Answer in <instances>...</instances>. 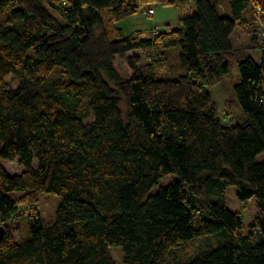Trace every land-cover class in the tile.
Returning a JSON list of instances; mask_svg holds the SVG:
<instances>
[{"label": "trees", "instance_id": "1", "mask_svg": "<svg viewBox=\"0 0 264 264\" xmlns=\"http://www.w3.org/2000/svg\"><path fill=\"white\" fill-rule=\"evenodd\" d=\"M187 1L0 0V264H113V246L123 264H264V0H190L149 37L117 26ZM244 26L254 45L234 49ZM233 66L226 125L210 88ZM229 186L255 200L246 232Z\"/></svg>", "mask_w": 264, "mask_h": 264}, {"label": "rangeland", "instance_id": "2", "mask_svg": "<svg viewBox=\"0 0 264 264\" xmlns=\"http://www.w3.org/2000/svg\"><path fill=\"white\" fill-rule=\"evenodd\" d=\"M221 4L226 3V0H220ZM224 6V5H222ZM153 12L149 10L146 12L143 10L142 12L136 13L132 16H129L117 23V26L123 31V34H139L142 36H151L155 33L156 30L164 29L166 24L168 26H173L177 24L178 19L183 14H188L191 10H194V3L192 1H187L183 5L173 4V5H159L155 4L152 7ZM258 25L260 28L259 33H257L256 37H261V29H263L264 24L261 21V17H257ZM253 29L248 27H242L241 29L236 28L232 34V44L234 49H245L249 48L252 43L251 39V30ZM135 53V51L128 52L124 56H116L114 59V65L117 71L124 79H128L132 71L127 63L126 56ZM253 54V52H252ZM173 74L166 66L159 68L158 76L165 75L169 76ZM237 75V69L233 66L230 71V76L225 77L221 81H219L216 85L210 88L212 98L216 103L218 115L220 116V120L223 124H234L236 119L241 118L240 110L237 103L233 97L232 90V78ZM163 76V77H165ZM11 77H6V81H10ZM16 82L11 83V87L16 86ZM2 166L7 170L10 174L20 173L23 168L19 166L18 162L15 161H2ZM35 165V164H34ZM175 178L174 175H166L160 179L158 186L161 184H167L171 180ZM154 188L153 190L157 189ZM237 189L235 186H229L226 191V202L227 206L230 210L239 212L242 217L243 223V231H247V227L249 222L253 219L256 213L255 200L251 199L248 203H241L236 195ZM61 200L60 196L53 194H41L38 199V203L36 207L45 223H49L54 215L55 209ZM34 208V207H33ZM32 208V209H33ZM22 211L27 209V206L22 205ZM14 223L10 224V230L15 236L18 234L15 232ZM193 246H189L188 250H192ZM113 264H123L122 253L119 247L113 246L109 248Z\"/></svg>", "mask_w": 264, "mask_h": 264}, {"label": "water", "instance_id": "3", "mask_svg": "<svg viewBox=\"0 0 264 264\" xmlns=\"http://www.w3.org/2000/svg\"><path fill=\"white\" fill-rule=\"evenodd\" d=\"M4 235H5V228L4 227H0V242L2 241Z\"/></svg>", "mask_w": 264, "mask_h": 264}, {"label": "crops", "instance_id": "4", "mask_svg": "<svg viewBox=\"0 0 264 264\" xmlns=\"http://www.w3.org/2000/svg\"><path fill=\"white\" fill-rule=\"evenodd\" d=\"M139 36H142V35H139ZM143 37V36H142Z\"/></svg>", "mask_w": 264, "mask_h": 264}, {"label": "built area", "instance_id": "5", "mask_svg": "<svg viewBox=\"0 0 264 264\" xmlns=\"http://www.w3.org/2000/svg\"><path fill=\"white\" fill-rule=\"evenodd\" d=\"M153 10H151V12H152Z\"/></svg>", "mask_w": 264, "mask_h": 264}]
</instances>
